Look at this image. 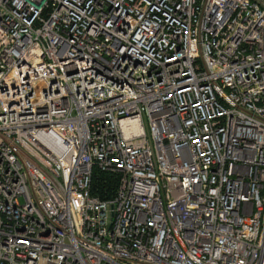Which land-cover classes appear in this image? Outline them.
Segmentation results:
<instances>
[{
    "label": "built area",
    "instance_id": "1",
    "mask_svg": "<svg viewBox=\"0 0 264 264\" xmlns=\"http://www.w3.org/2000/svg\"><path fill=\"white\" fill-rule=\"evenodd\" d=\"M0 264H264V0H0Z\"/></svg>",
    "mask_w": 264,
    "mask_h": 264
},
{
    "label": "trees",
    "instance_id": "2",
    "mask_svg": "<svg viewBox=\"0 0 264 264\" xmlns=\"http://www.w3.org/2000/svg\"><path fill=\"white\" fill-rule=\"evenodd\" d=\"M119 177L116 174L96 171L92 180V195L102 200L114 197L118 187Z\"/></svg>",
    "mask_w": 264,
    "mask_h": 264
}]
</instances>
